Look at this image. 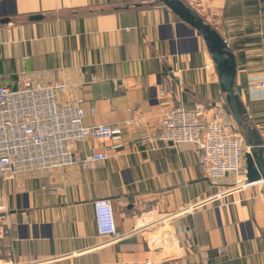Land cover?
Returning a JSON list of instances; mask_svg holds the SVG:
<instances>
[{
    "label": "crops",
    "instance_id": "obj_1",
    "mask_svg": "<svg viewBox=\"0 0 264 264\" xmlns=\"http://www.w3.org/2000/svg\"><path fill=\"white\" fill-rule=\"evenodd\" d=\"M179 1L226 43L234 94L264 141V0ZM21 73L33 84L68 85L61 100L82 101L83 125L121 128L124 146L88 140L74 147L78 160L93 147L109 158L0 176V212L18 221L0 237V264H264V183L243 186L245 159L243 174L214 185L192 146L156 140L161 111L175 107L202 108L240 130L223 111L226 96L202 37L166 7L0 0V86L15 88ZM138 119L139 127L126 126ZM97 200L110 201L119 239L98 236Z\"/></svg>",
    "mask_w": 264,
    "mask_h": 264
},
{
    "label": "built area",
    "instance_id": "obj_2",
    "mask_svg": "<svg viewBox=\"0 0 264 264\" xmlns=\"http://www.w3.org/2000/svg\"><path fill=\"white\" fill-rule=\"evenodd\" d=\"M259 87H264L260 83ZM79 88L76 87V90ZM69 90L62 82L33 84L29 75L16 77L15 88L0 86V176L21 172H53L80 163L90 167L109 158L108 151L93 147L82 160L74 147L88 140L110 141L112 150L123 148V131L112 125L85 127L86 111L80 99L61 100ZM90 114H94L93 111ZM140 120L126 126L139 127ZM156 140L176 147L187 144L198 156V166L214 185L228 174H243L242 161L250 148L244 134L233 125L209 119L202 108L175 107L162 110ZM143 142L149 141L143 138ZM4 197L0 198V204ZM97 234L115 240L117 230L113 207L108 200L93 203ZM18 221L4 208L0 212V237L17 230ZM203 255V254H202ZM9 258L12 252L7 255ZM204 257H202L203 259ZM204 259L200 264H204ZM9 264H15L9 261Z\"/></svg>",
    "mask_w": 264,
    "mask_h": 264
},
{
    "label": "water",
    "instance_id": "obj_3",
    "mask_svg": "<svg viewBox=\"0 0 264 264\" xmlns=\"http://www.w3.org/2000/svg\"><path fill=\"white\" fill-rule=\"evenodd\" d=\"M166 7L182 23L189 26L200 35L205 43L206 49L216 67L217 77L221 92L226 96V105L223 111L232 116L237 127L243 131L250 152L244 155L245 159V183L243 186H252L264 183V141L260 134L249 125L248 120L234 94L235 62L232 54L228 51L226 43L207 24L194 15L179 0H157ZM39 16L30 17L29 21H37ZM7 22V21H3ZM264 198V190L262 191Z\"/></svg>",
    "mask_w": 264,
    "mask_h": 264
},
{
    "label": "rangeland",
    "instance_id": "obj_4",
    "mask_svg": "<svg viewBox=\"0 0 264 264\" xmlns=\"http://www.w3.org/2000/svg\"><path fill=\"white\" fill-rule=\"evenodd\" d=\"M157 1V0H156ZM158 2V1H157ZM242 131V130H241ZM247 153H249V152H247Z\"/></svg>",
    "mask_w": 264,
    "mask_h": 264
}]
</instances>
